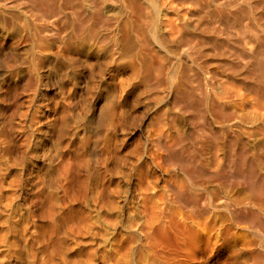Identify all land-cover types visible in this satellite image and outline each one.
Returning a JSON list of instances; mask_svg holds the SVG:
<instances>
[{"label": "bare ground", "instance_id": "bare-ground-1", "mask_svg": "<svg viewBox=\"0 0 264 264\" xmlns=\"http://www.w3.org/2000/svg\"><path fill=\"white\" fill-rule=\"evenodd\" d=\"M0 264H264V0H0Z\"/></svg>", "mask_w": 264, "mask_h": 264}]
</instances>
